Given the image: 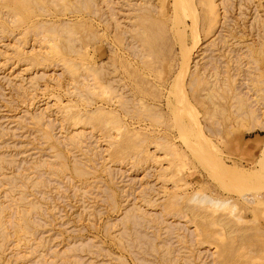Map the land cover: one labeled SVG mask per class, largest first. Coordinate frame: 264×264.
I'll return each mask as SVG.
<instances>
[{
    "label": "rangeland",
    "instance_id": "obj_1",
    "mask_svg": "<svg viewBox=\"0 0 264 264\" xmlns=\"http://www.w3.org/2000/svg\"><path fill=\"white\" fill-rule=\"evenodd\" d=\"M263 147L264 0H0V264H264Z\"/></svg>",
    "mask_w": 264,
    "mask_h": 264
},
{
    "label": "bare ground",
    "instance_id": "obj_2",
    "mask_svg": "<svg viewBox=\"0 0 264 264\" xmlns=\"http://www.w3.org/2000/svg\"><path fill=\"white\" fill-rule=\"evenodd\" d=\"M192 1H193V0H192ZM192 3H193V2H192ZM174 5H175V4H174ZM183 5H185V4H183ZM188 5H189V4H188ZM177 6H178V5H176V7H177ZM191 6L193 7V5H191ZM179 8H180V7H179ZM181 8H182V7H181ZM190 9H191V8H190ZM175 10H176V9H175ZM180 10H181V9H180ZM183 10H184V9H183ZM185 10H186V9H185ZM190 11H191V10H190ZM193 12H194V11H193ZM195 12H196V11H195ZM186 13H187V12H186ZM175 15H176V14H175ZM194 16H196V15H194ZM193 18H194V17H193ZM193 18H192V19H193ZM179 20H180V19H179ZM45 41H46V40H45ZM196 41H197V40H196ZM198 42H199V41H198ZM41 43H42V42H41ZM195 47H196V45H195ZM186 52H187V51H186ZM187 55H188V54H187ZM182 80H183V79H182ZM175 82H176V81H175ZM178 83H179V82H178ZM174 86H175V85H174ZM179 86H181V85H179ZM183 88H184V87H183ZM182 90H183V89H182ZM181 96H182V95H181ZM185 101H186V100H185ZM185 101H184V102H185ZM182 103H183V102H182ZM182 103H181V104H182ZM187 103H188V102H187ZM184 104H185V103H184ZM186 105H187V104H186ZM189 105H190V104H189ZM189 105H188V106H189ZM179 108H180V107H179ZM196 121H197V120H196ZM197 122H198V121H197ZM176 126H177V125H176ZM177 127H178V126H177ZM180 127H181V125H180ZM198 127H199V126H198ZM176 129H178V128H176ZM182 129H183V128H182ZM197 129H198V128H197ZM179 132H180V131H179ZM247 148H248V150H249V149H250V146H248ZM262 149H263V152L261 153L262 155H260V157H261V156L263 157L262 160H263V162H264V147H263ZM260 159H261V158H260ZM260 161H261V160H260ZM263 162L261 161L260 163L263 164ZM263 165H264V164H263ZM263 165H262V166H263ZM263 167H264V166H263ZM260 169H261V168H260ZM247 175H248V174H247ZM242 177H243V176H242ZM244 177H245V176H244ZM254 177H255V176H254ZM246 178H247V177H246ZM249 178H250V180L252 179L251 176H248V180H249ZM258 179H259V178H258ZM250 180H249V181H250ZM244 181H245V180H244ZM245 182H247V181H245ZM245 184H247V183H245ZM251 187H252V186H251ZM244 188H245V187H244ZM252 188H253V187H252ZM245 190H246V189H245ZM242 191H243V190H242ZM259 191H260V190H259ZM247 192H248V191H247ZM244 197H245V196H244ZM206 199H207V198H206ZM206 199H205L204 202H207ZM244 199H245V198H244ZM203 200H204V198H203ZM208 203H209L210 206L213 205L214 207H219V204H218V203H213L212 201H208ZM217 204H218V205H217ZM204 205H205V204H204ZM213 206H212V207H213ZM220 206H221V205H220ZM224 206H225V205H224ZM221 208H223V207L221 206Z\"/></svg>",
    "mask_w": 264,
    "mask_h": 264
}]
</instances>
